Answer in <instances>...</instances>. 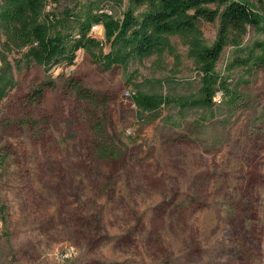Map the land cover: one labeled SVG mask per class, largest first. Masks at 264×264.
I'll use <instances>...</instances> for the list:
<instances>
[{
  "label": "rangeland",
  "instance_id": "obj_1",
  "mask_svg": "<svg viewBox=\"0 0 264 264\" xmlns=\"http://www.w3.org/2000/svg\"><path fill=\"white\" fill-rule=\"evenodd\" d=\"M248 1L264 16V0ZM128 5L48 0L45 11L76 36L87 15L121 17ZM197 25L213 45L220 19ZM102 28L91 30L102 48L79 49L73 64H28L24 50L0 57V75L9 66L13 79L0 98V264H264V69L233 65L264 30L234 31L216 64L243 94L238 106L219 90L222 103L157 115L129 93L201 97L190 39L173 35V50L106 69ZM74 83L97 93V105ZM99 122L114 158L95 153Z\"/></svg>",
  "mask_w": 264,
  "mask_h": 264
},
{
  "label": "trees",
  "instance_id": "obj_2",
  "mask_svg": "<svg viewBox=\"0 0 264 264\" xmlns=\"http://www.w3.org/2000/svg\"><path fill=\"white\" fill-rule=\"evenodd\" d=\"M47 4L48 0H0V31L5 36L3 41L0 40V57L4 61L9 53L24 50L23 57L28 64L48 65L61 61L73 64L79 49L93 51L102 48L103 42L91 35L93 25L98 23L103 24L105 37L111 45L110 52L97 55L106 69L123 66L132 57L144 58L173 50L170 40L173 35L190 39L189 54L202 71L203 95L176 98L141 90L130 92L132 101L140 110L157 115L163 107L171 104L182 109L208 107L219 90L227 96L230 108L238 106L243 94L227 85L216 71V64L234 31H243L246 25L264 30V16L248 0H129L121 17L111 10L87 15L78 34L72 36L56 30L59 20L54 13L45 11ZM142 6L146 8L137 14V8ZM217 18L220 19L219 37L213 45H207L197 23L200 19L215 21ZM250 64L264 69V39L255 41L246 57L233 61L234 66ZM12 80L8 66L0 75V98L6 95V88ZM73 88L84 104L95 106L99 102L94 91L84 89L78 83H74ZM42 93V88L37 89L38 96ZM94 132L100 136L95 146L96 155L101 159L114 158L117 153L104 134L103 124L96 123Z\"/></svg>",
  "mask_w": 264,
  "mask_h": 264
},
{
  "label": "built area",
  "instance_id": "obj_3",
  "mask_svg": "<svg viewBox=\"0 0 264 264\" xmlns=\"http://www.w3.org/2000/svg\"><path fill=\"white\" fill-rule=\"evenodd\" d=\"M48 5V4H47ZM129 95H130V93H129ZM222 93L220 92V91H218L217 92V94H216V96H215V101L217 102V103H222V101H223V99H222Z\"/></svg>",
  "mask_w": 264,
  "mask_h": 264
},
{
  "label": "water",
  "instance_id": "obj_4",
  "mask_svg": "<svg viewBox=\"0 0 264 264\" xmlns=\"http://www.w3.org/2000/svg\"><path fill=\"white\" fill-rule=\"evenodd\" d=\"M102 31L104 32V31H105V29H104V28H102Z\"/></svg>",
  "mask_w": 264,
  "mask_h": 264
}]
</instances>
